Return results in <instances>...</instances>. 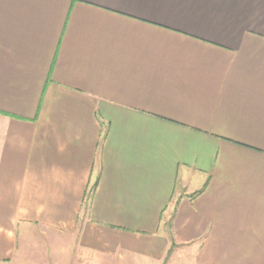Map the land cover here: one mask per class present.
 Masks as SVG:
<instances>
[{
    "label": "crops",
    "instance_id": "obj_1",
    "mask_svg": "<svg viewBox=\"0 0 264 264\" xmlns=\"http://www.w3.org/2000/svg\"><path fill=\"white\" fill-rule=\"evenodd\" d=\"M188 250L264 264V0H0V264Z\"/></svg>",
    "mask_w": 264,
    "mask_h": 264
},
{
    "label": "rangeland",
    "instance_id": "obj_2",
    "mask_svg": "<svg viewBox=\"0 0 264 264\" xmlns=\"http://www.w3.org/2000/svg\"><path fill=\"white\" fill-rule=\"evenodd\" d=\"M170 253V252H169ZM168 253V254H169ZM191 257H192V254H191V251L188 250L187 252H185L183 254V258L181 261L177 262V264H191Z\"/></svg>",
    "mask_w": 264,
    "mask_h": 264
}]
</instances>
